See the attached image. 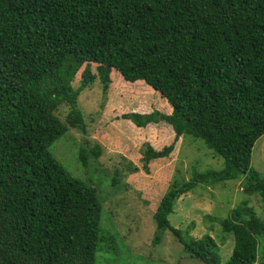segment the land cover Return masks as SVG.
<instances>
[{"label":"trees","instance_id":"1","mask_svg":"<svg viewBox=\"0 0 264 264\" xmlns=\"http://www.w3.org/2000/svg\"><path fill=\"white\" fill-rule=\"evenodd\" d=\"M116 70L170 104V113H125L139 127L165 121L174 130L171 143L141 150L147 173L186 135L224 159L174 182L154 214V243L170 229L206 264L256 262L264 217L249 199L221 220L234 237L226 261L210 234L191 238L169 216L199 184L240 178L264 210V174L251 163L264 134V0H0V264H97L99 251L122 241L104 231L99 188L50 151L69 130L59 107L70 105L86 131L78 97L96 81L107 93ZM78 152L87 165L86 146Z\"/></svg>","mask_w":264,"mask_h":264},{"label":"rangeland","instance_id":"2","mask_svg":"<svg viewBox=\"0 0 264 264\" xmlns=\"http://www.w3.org/2000/svg\"><path fill=\"white\" fill-rule=\"evenodd\" d=\"M96 65L92 64L93 70ZM79 75L80 72L75 85ZM168 105L158 92L125 82L116 70L114 84H110L107 93L96 81L78 97L86 131L79 128L70 105L62 104L57 111L62 120L68 121L69 130L50 146V151L68 170L99 188L103 198L104 231L111 229L110 232L117 233V239H122H118L115 251L105 248L99 251L97 264H206L184 251L183 244L170 229L165 231L160 243H154V214L174 182L189 179L194 168L204 171L224 165L223 157L209 148L202 138L186 135L176 142L168 157L153 160L149 164L150 172L145 171L141 150L147 143L157 149L171 143L175 138L174 130L165 121L139 127L125 117V113L153 110L170 113ZM80 146H86L88 151L87 165L81 161V166L78 164ZM96 146L101 151L98 156L93 153ZM251 163L264 174V134L254 144ZM116 171L118 182L113 183ZM241 179L199 184L175 201L174 212L169 216L171 224L191 238L210 234L222 261L229 258L234 246L233 235L226 233L221 223L230 209L249 199V205L264 217L260 196L248 195ZM258 242L259 257L253 264H261L264 260L263 236H258Z\"/></svg>","mask_w":264,"mask_h":264}]
</instances>
